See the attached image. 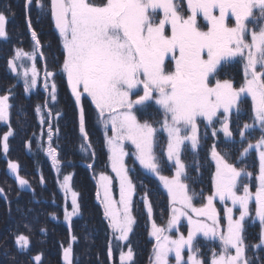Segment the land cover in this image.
Listing matches in <instances>:
<instances>
[{
    "label": "snow or ice",
    "instance_id": "obj_1",
    "mask_svg": "<svg viewBox=\"0 0 264 264\" xmlns=\"http://www.w3.org/2000/svg\"><path fill=\"white\" fill-rule=\"evenodd\" d=\"M32 3L33 0H27L28 6ZM36 5L45 7L42 0H36ZM48 6L62 42L64 59L61 71L66 74L76 103L79 105L81 98L87 96L94 104L105 130L111 167L119 179L120 199L116 201L111 195L112 178L100 174L104 215L109 221L113 238L129 241L135 224L131 211L135 186L124 161L127 155L124 143L128 141L135 146L134 154L139 164L159 176L172 205L166 226L152 222L151 235L156 239L153 264H170V257H174L175 264H205L196 245V239L201 235L220 242V251L213 250L210 264H252L246 255L243 232L253 199L255 215L262 226L260 242L264 244V26L257 31L250 29L247 22L264 20V0H186V8H182L178 0H49ZM254 10L258 12V17L254 15ZM158 12H162L159 19ZM229 19H234V24L230 25ZM5 23L6 17L0 13V37H6ZM31 36L35 41L33 51L26 53L17 49L9 61L12 71H17V60L35 59L36 48L41 45L34 30ZM237 58L244 63L245 76L239 88L228 79H215L225 63L235 62ZM55 75L54 72H45L46 88L47 78ZM23 76L25 90L28 91L37 83L35 65L26 68ZM141 88L143 95H137V90ZM50 93L51 100L55 101V82L51 84ZM133 95L137 98L132 99ZM245 96H250L252 100L253 123L244 124L239 129L240 140H247V133L257 125L261 136L255 144L249 142L240 155L243 158L251 149L258 151V187L253 193L245 184L242 194L239 193L241 177H251L252 173L229 163L213 144L211 155L216 162L213 177L215 190L207 197V203L198 208L193 204L196 194L189 195L188 185L182 179H186V173L180 159L181 146L188 142L193 149L197 147L198 121L201 119L206 121V127H212L217 122L220 124L219 130L213 127L212 136L222 131L226 140H234L230 129L231 117L234 112L240 115V104ZM149 100H154L163 113L161 128L169 138L167 159L174 161L176 168L172 177L160 175L161 160L154 150L157 129L148 122H139L134 114V109ZM8 101V94L0 96V120L7 118ZM41 111L38 106L37 112ZM52 118L49 111L47 119L42 120V123H48L49 141L53 134ZM79 128L87 140L82 106ZM109 132L111 135H108ZM10 135L11 131L0 142L5 153L9 148L7 141ZM90 147V144L81 145V150L86 151ZM48 155L59 164L51 143ZM8 167L11 173H18L17 163L9 162ZM17 179L21 187L28 184L23 178L17 176ZM70 179V176H65L63 180L62 187L66 193L71 191ZM3 191L0 188V194ZM77 197L78 194L71 191L72 211H66V219L78 212ZM215 198L221 202L230 200L233 205L225 209L226 231L219 228L218 212L213 205ZM144 199L151 216V204L147 196ZM237 206L239 216L235 217L233 208ZM181 218H186L188 222L186 236L179 233ZM174 229L179 233L175 238L165 234ZM15 244L26 251L30 240L25 235H18ZM254 247L259 248L260 245ZM185 249L188 252L186 259ZM72 254L69 244L63 249L65 264H72ZM133 257L129 246L126 253L121 252V264L125 261L132 264ZM34 260L40 262L41 255H36Z\"/></svg>",
    "mask_w": 264,
    "mask_h": 264
},
{
    "label": "rangeland",
    "instance_id": "obj_2",
    "mask_svg": "<svg viewBox=\"0 0 264 264\" xmlns=\"http://www.w3.org/2000/svg\"><path fill=\"white\" fill-rule=\"evenodd\" d=\"M11 1L12 2H8L7 0L0 1V13L4 14L6 17V37H0V56H8V54L11 52H9V50H13L14 54L12 55V57H14L17 49H23L24 52L31 53L33 51V48L35 47V41L31 36V32L33 30L37 33L41 47L36 48V55L34 60L24 59L16 61L19 68V75L17 77H14L10 72V69L6 68L3 77L0 79V96L8 94V103L10 105L7 118L5 120H2V122L5 125L10 124L11 112L14 108H18L19 110V108H24L29 103H36L37 107H41L42 111L37 113V122L41 125L43 132L46 129L45 138H47L48 142L46 143V147L44 149L45 154H38V157L40 159H44L48 163L49 175L51 179L54 180L56 186L61 188L63 193H66L64 188L62 187L64 177L70 176V189L71 191H75L78 194L77 199L79 210L75 215L71 216L70 219L64 218L66 227L70 228V230L73 231L74 222L81 220V217L83 215L82 206L79 202V192L75 188L74 181L76 180V176H78L79 184L83 185L84 188L86 187L87 189H92V196L90 199H88V204L85 205V208L88 212L96 210L97 215L94 218L90 219L88 218V216L92 215V213H85V218L78 226H75L74 229L78 228L80 231L88 230L89 236L95 235L94 238L97 244L96 249H101L102 241H106V254L100 253L99 256L110 257L112 264H121V252L123 251L124 253H126L129 246L134 253L132 264H153V249L156 245V239L151 235L152 222L155 221V223L159 226H166L167 221L171 216L172 205L170 204V197L167 189L164 187L163 182L159 179L158 175L144 169L139 164V161L136 159V156L134 154L135 146L132 145L131 142L126 141L124 143V150L127 155L124 157V161L126 167L129 170V177L135 186L131 205V211L133 217L135 218V224L133 225L132 232L129 234V241H117L113 238L112 230L109 227V221L104 215L105 209L102 203L104 191L101 186L100 174L103 173L112 178L111 195L116 201H119L120 199V184L116 173L112 170L111 167V161L109 159L110 151L104 137L105 130L98 118L94 104L87 96L81 98V101H83V104L81 102V106L83 107V109H86H84L86 116L90 115V113H93L96 132L97 134L99 133V135H97L98 142L100 140L98 156H96V158L94 159L86 151L81 150V145H87V140H85L80 135L79 137L82 140L79 141L80 145L77 146L74 150V156L77 159L74 156H64V153H61V151L57 149L60 141L54 138V127L56 126L57 128L56 120L59 121L61 118L60 110L65 111L66 105L64 99L68 96H74L71 92L70 87L68 86L66 74L61 71V66L64 59V55L62 56L61 53V51H63L62 42L58 30L55 28L54 20L51 16L50 8L48 6L49 0H42V3L45 5L44 8L37 7L36 0H33L31 6L27 5V0ZM174 2H177V0H174ZM178 3L182 8H186V0H178ZM9 6L14 7L13 16H9L4 11ZM160 16H162V12L157 13V19H159ZM29 21L31 22V28H29ZM201 23H203L202 18ZM229 23L230 25L234 24V19H230ZM251 23L253 24L254 22ZM53 47L55 49H59L58 53L54 54L51 52ZM235 62H237V64H235L233 67L236 68L239 73L235 74V72L233 71V79L230 81L233 83L234 87L239 88L244 83L245 79L244 63L241 60ZM33 64L38 71L37 83L34 87L26 91L23 72L26 68L30 69ZM237 65L242 70V73L238 70ZM220 69L215 79L224 80L220 76ZM7 71L9 72V75L7 74ZM46 71L56 73L54 77L47 78V88L45 87ZM30 77L31 73L29 71V78ZM215 79H213V83H215ZM234 79L236 80L234 81ZM53 82H55L56 85L55 101L51 100L50 93L51 84ZM6 89L10 90V92H6ZM137 95H143L142 88L137 90ZM136 98L137 96L133 95L132 99ZM87 107H93V110L90 109V111H87ZM49 111L52 113L53 117L51 121L53 128L51 141H49L48 123H42V120L47 119V113H49ZM134 114L136 115L139 122H148L157 129V132L155 134L154 150L156 152V155L161 160L160 175L168 177L174 176L176 168L174 161H169L167 159L166 151L169 138L167 132L161 128L163 113L160 110L159 106L155 103L154 100H149L146 101L143 106H139L137 109H134ZM252 116L253 113L251 97L245 96L242 98V102L240 104V115L237 116L234 112L231 117L232 131L235 136L234 140H226L222 131H218L215 137L212 136L213 127L219 130L220 124L217 122L212 127H206V121H203V119H201L198 121L199 143L197 147L193 149L191 144L188 142H185V144L181 146L180 159L185 165L186 173V179H182L183 182L188 185L189 195H192L193 193L196 194L193 198V204L196 207H202L207 203V197L214 194L215 189L213 184V177L216 172V162L215 160H213V163L208 162L207 156L208 147H212L213 144H215L217 147V143L219 142H221V145H226L228 146V148L233 149L234 153L238 149V151L236 152L237 155L235 154L238 157V162L234 163L233 165L237 168H244L247 172L252 173L251 177H241L238 188L239 193L242 194L243 185L245 184L248 185L251 192L255 193L256 188L258 187L257 177L259 175L260 167L259 153L256 149H251L249 153L243 158H241L240 153L242 152L244 147H247V144L249 142L255 144L256 141L260 139L261 132L259 130V126L257 125L253 131L247 133V140L241 141L239 137V129L242 128L244 124L253 123ZM220 118L222 119L223 117L221 116ZM76 119H78V114H76ZM86 131L88 132L87 129ZM108 135H111V133L109 132ZM50 143L51 147L56 150V156L59 164H56L53 161L52 157L48 155V148ZM34 153L36 154L35 151ZM46 154L47 156H45ZM80 154H82V156H80ZM245 162L249 163L248 167L244 165ZM74 163L77 164L74 165ZM66 170H68V173H64V171ZM71 191L67 192V194H64L67 212L72 211ZM145 196H147V201L150 202L152 207L151 216L149 215L146 207V202L144 199ZM157 196L158 198H156ZM159 202L162 203L161 206H159ZM213 205L218 212L219 228L222 231H226L227 219L225 209L228 207H233V205L230 200L221 202L218 198H215L213 200ZM178 206L179 205H177V207ZM255 210L256 205L253 199V201L250 202V216L246 218L244 222L243 236L245 244L247 245L246 255L252 260V263L264 264V244H261L260 242V233L262 230V226L259 219L255 215ZM233 214L235 217L239 216L238 206L233 208ZM207 222L211 223L210 221ZM178 228L179 233H182L185 236L187 235L188 222L186 218H181ZM179 233H177L174 229L171 233L165 234H170L173 238H175ZM139 240L145 241H142L143 243H140ZM110 245L111 255L109 254ZM196 245L199 247L200 258L205 262V264H210L213 250H215L216 252L220 251V242L218 239H207L201 235L197 237ZM256 245H260V247H254ZM74 246H72V248L74 247L72 254L73 262L77 260L78 264H81L83 254L81 248H83V245H80L79 241ZM139 253L144 256V258L142 257L143 259L139 258ZM187 255L188 252L187 249H185V259L187 258ZM63 261L64 259L62 260V264H65V261ZM125 264H128V262L125 261ZM170 264H175L174 257H170Z\"/></svg>",
    "mask_w": 264,
    "mask_h": 264
},
{
    "label": "trees",
    "instance_id": "obj_3",
    "mask_svg": "<svg viewBox=\"0 0 264 264\" xmlns=\"http://www.w3.org/2000/svg\"><path fill=\"white\" fill-rule=\"evenodd\" d=\"M7 1L10 2V0ZM4 11L10 15L14 7L9 6ZM58 51L59 49L54 47L51 50L54 54ZM9 52L8 56L12 57L13 50ZM8 56H0V79L8 66ZM7 74L9 75L8 71ZM8 91L6 89V92ZM33 108V103L19 110L14 108L11 112L10 124L5 125L0 120V142L5 134L12 132L7 141L9 146L7 153L3 151L2 143H0V188L4 190L0 194V264H62L63 249L69 244L74 246L79 241L80 245H83L81 264H112L110 257L99 256L100 253L106 254V241H102L101 249H96L95 235L89 236L88 230L74 229L85 218V213H92L88 216L90 219L97 215L96 210L88 212L85 208L88 199L92 196V189L84 188L79 184L78 176L74 181L75 188L79 192L83 215L81 220L74 222L73 231L66 227L64 193L51 179L48 163L34 156L45 154V147L40 145L35 137L38 133V126ZM29 141L34 142L30 155L26 152V144H29ZM210 148L212 147H208L209 156L212 151L209 150ZM216 150L225 155V146H217ZM87 151L91 152L89 149ZM9 162L19 165L17 174L11 173L8 167ZM64 173H67V170ZM17 176L27 180L28 184L21 187ZM161 205L162 203L159 202V206ZM18 235H25L29 238L30 245L26 251L20 250L15 244V238ZM73 237L76 239L73 240ZM142 241L145 240H139L140 243H143ZM36 255H41L40 262L34 260ZM138 256L141 259L144 258L140 253ZM72 264H78V261L75 260Z\"/></svg>",
    "mask_w": 264,
    "mask_h": 264
},
{
    "label": "flooded vegetation",
    "instance_id": "obj_4",
    "mask_svg": "<svg viewBox=\"0 0 264 264\" xmlns=\"http://www.w3.org/2000/svg\"><path fill=\"white\" fill-rule=\"evenodd\" d=\"M254 15H256L258 17V12L256 10H254ZM229 22H230V19H229ZM247 25L250 29L258 31L260 26H264V20H258V22H254L253 24L251 23V21H249V22H247ZM49 47H51V46H49ZM236 61H239V58H237ZM235 64H237V62L225 63L221 67L220 72L222 75L220 74V76L222 79L232 80L233 79L232 72L234 71L235 74L239 73L236 70V68L233 67ZM237 67H238V65H237ZM238 70L242 73V70L239 67H238ZM236 79H238V78H236ZM236 79H234V81ZM64 101H65V105H66L65 111L60 110V117L61 118H60L59 123L56 120L57 128H56V126L54 127V130H55L54 138L60 141L57 149L59 151H61V153L63 152L64 156L72 157V156H74V148L76 146H79L80 145L79 141L82 140V139H80L79 135L83 137V135L80 134L81 133L80 128H78L79 127L78 123H79L80 107L83 104V101H81L82 104L80 102V104L78 105L75 101V98L69 97V96L66 97L64 99ZM35 105H36V103L33 104L34 115L37 114V112L35 111L37 109V105H36V108H35ZM92 108L87 107V109H88L87 111H90V109H92ZM84 109H83V111H84ZM68 111H69V114H68ZM76 114H78V119H76ZM84 116H85V128L88 130V132H87V134H88L87 143L90 144L91 146H95L96 144L99 143L98 137H97V135H99V133L97 134V132H96L93 113H90V115L86 116V113L84 111ZM231 130H232V121H231ZM233 136H234V133H233ZM98 151H99V149H98ZM95 154H98V153L96 152ZM95 154H92L94 159L96 158V156H98ZM61 156H62V154H61ZM72 162H74V161H72Z\"/></svg>",
    "mask_w": 264,
    "mask_h": 264
},
{
    "label": "water",
    "instance_id": "obj_5",
    "mask_svg": "<svg viewBox=\"0 0 264 264\" xmlns=\"http://www.w3.org/2000/svg\"><path fill=\"white\" fill-rule=\"evenodd\" d=\"M10 68V67H9ZM11 69V68H10ZM12 70V69H11ZM14 75L18 74V70L16 72L12 71Z\"/></svg>",
    "mask_w": 264,
    "mask_h": 264
},
{
    "label": "bare ground",
    "instance_id": "obj_6",
    "mask_svg": "<svg viewBox=\"0 0 264 264\" xmlns=\"http://www.w3.org/2000/svg\"><path fill=\"white\" fill-rule=\"evenodd\" d=\"M10 2H12V1L10 0ZM9 16H13V13H11ZM5 26H6V24H5Z\"/></svg>",
    "mask_w": 264,
    "mask_h": 264
}]
</instances>
